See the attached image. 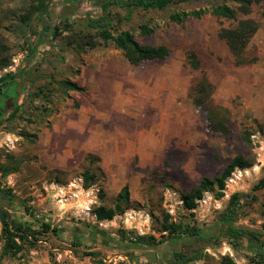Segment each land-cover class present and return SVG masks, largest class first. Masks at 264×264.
<instances>
[{
  "label": "rangeland",
  "instance_id": "obj_1",
  "mask_svg": "<svg viewBox=\"0 0 264 264\" xmlns=\"http://www.w3.org/2000/svg\"><path fill=\"white\" fill-rule=\"evenodd\" d=\"M39 1L0 0V78L23 72L19 108L0 121V207L25 227L51 229L35 246L16 249L0 223V264H97L90 252L106 264H177L180 251L198 256L185 264H221L225 256L260 264L253 255L255 244L264 250V191L252 188L264 177V0L236 21L207 14L181 24L170 15L236 4L204 0L135 10L127 21L117 6L103 10V0H45L48 17ZM100 17L114 35L129 31L141 45L168 47L170 57L132 65L87 26ZM242 18L258 30L238 65L219 33ZM142 25L154 33L141 36ZM211 110L216 121H226V133L211 128ZM237 156L250 166L237 168L221 193L204 192L188 210L184 196ZM87 171L96 175L89 188ZM126 185L128 209L98 220L97 209L113 208ZM235 194L248 204L233 225L253 233L254 243L231 244L223 231L220 217ZM172 223L203 230V239H171L164 227Z\"/></svg>",
  "mask_w": 264,
  "mask_h": 264
},
{
  "label": "trees",
  "instance_id": "obj_2",
  "mask_svg": "<svg viewBox=\"0 0 264 264\" xmlns=\"http://www.w3.org/2000/svg\"><path fill=\"white\" fill-rule=\"evenodd\" d=\"M75 1V0H71ZM204 1V0H103L102 8L106 10L109 6H117L124 10V18L130 21L133 17L135 10H142L149 12L152 10H164L169 6L178 5L182 3ZM236 4V8L230 7L227 4H222L214 7L211 11L204 9L195 10L191 12H178L170 15L169 19L171 22L181 24L190 18L201 19L207 14H211L218 18H224L228 20L236 21L238 16L246 17L250 14L253 4L260 2L261 0H233ZM39 10L44 13L47 17L49 16V4L45 0L39 1ZM87 26L96 31L98 36L104 41H112L116 48L123 52L124 57L132 65H140L147 62H153L158 60H166L170 57L171 51L166 46H150L139 44L134 35L129 31H120L116 35L112 33L111 22L106 17H100L97 19L90 18L87 21ZM68 28V26H66ZM59 28H54V33ZM258 30V24L251 18H242L238 20V23L233 28H223L219 33L221 39H223L231 54L233 55L238 65L244 64L245 51L249 44L250 39ZM141 36H151L154 33V29L148 25H142L140 27ZM39 48V45H35L30 50L33 56ZM5 50L4 46H0V51ZM3 67L8 66L7 61H3ZM199 61L197 58L191 56V65L194 69H199ZM10 79L11 82L3 84L6 80ZM23 81V72L20 74H8L3 78H0V121L8 114H15L19 108L17 93L18 86ZM66 88L74 91H84L82 87L70 82H64ZM206 84V81L199 82L197 87L200 89ZM209 113L208 120L211 128L214 131L226 133L227 126L226 121L215 119L213 110ZM250 165L241 157H235L221 172V174L214 179L210 180L204 178L197 187H195L190 193L184 196L183 201L185 207L188 210L195 209L196 201L201 200L203 193L213 188H216L220 193L225 189L226 181L231 177L232 173L237 169L248 168ZM96 178V175L91 174L89 171L84 173V184L85 188H89L92 185V181ZM253 192L264 191V177L261 178L257 184L252 188ZM245 195L235 194L231 197L227 209L222 213L220 222L223 228L227 240L234 245L241 244L245 240L254 243V240L258 238L254 237L253 233L247 230L234 227L233 223L236 222L241 216H243V206L248 202H243ZM251 198V195L247 196ZM130 203V191L129 187L124 186L115 198V205L113 208L100 207L96 211L97 219L112 220L114 216L121 215L128 209ZM0 223L2 225V233L8 242H12V248L18 249L19 246H35L40 240L42 233L47 234L51 227L48 224H44L41 230H35L30 227L18 223L10 217V214L0 207ZM55 231V230H54ZM164 231L168 232V236L171 239H176L180 234L192 236L197 239H203V230L197 228L187 227L184 231L181 225L171 224L164 227ZM141 240L143 237L140 238ZM18 242L20 245H18ZM86 256L91 257L97 264H106L103 259L99 257L96 252L87 253ZM174 259L177 264H185L190 261L198 259L196 254L185 252H176ZM253 260L257 263L264 264V250L255 244ZM124 264V263H119ZM221 264H234L233 261L225 256L221 260Z\"/></svg>",
  "mask_w": 264,
  "mask_h": 264
}]
</instances>
